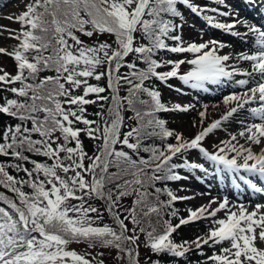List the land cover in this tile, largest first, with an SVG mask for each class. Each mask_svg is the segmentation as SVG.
<instances>
[{
    "label": "snow or ice",
    "instance_id": "snow-or-ice-1",
    "mask_svg": "<svg viewBox=\"0 0 264 264\" xmlns=\"http://www.w3.org/2000/svg\"><path fill=\"white\" fill-rule=\"evenodd\" d=\"M181 6L245 50L225 52L232 46L204 40L202 29L200 42L185 40ZM4 18L20 27L0 25V36L16 41L0 46L14 61V72L0 66V114L16 121L0 130V264H106V256L113 264H191L193 251L203 257L197 264H264V203L212 197L181 216L177 202L210 192L168 187L190 178L183 170L264 196V26L193 0H30ZM173 78L204 92L241 91L223 96L225 111L207 126L204 105L201 130L187 138L159 115L195 110L163 101L153 81L172 88ZM231 121L237 132L204 147ZM193 150L204 162L188 158ZM199 221L209 222L205 233L174 239Z\"/></svg>",
    "mask_w": 264,
    "mask_h": 264
},
{
    "label": "rangeland",
    "instance_id": "rangeland-1",
    "mask_svg": "<svg viewBox=\"0 0 264 264\" xmlns=\"http://www.w3.org/2000/svg\"><path fill=\"white\" fill-rule=\"evenodd\" d=\"M29 2L30 0H0V25H5L9 29H19L20 25L18 23L9 21L4 17L8 15H18L20 12L25 10V6ZM193 2L200 5L207 4L209 7H222V10H226V11H238L240 17L247 19L251 23H255L259 25L256 16L246 15L244 8L238 4L237 0H225V6L215 5L212 2V0H193ZM260 5L261 3H259L258 0L257 4L254 7L259 8ZM226 6H230V7H226ZM262 10L263 8L260 7L259 13ZM183 17H184L183 35L185 40L200 42V34L202 29L204 40L215 38L229 43L232 47L227 48L226 52L232 51L233 47L235 48L240 46H243V49H241L240 51L245 50L246 46L243 45L239 39L226 35L217 29L211 28L202 19V17H198L197 15L191 13L190 10L186 9L183 14ZM217 18L220 20L228 19L222 17H217ZM15 43L16 41L8 38V32L6 31L3 33L2 36H0V46L7 47L9 48V50H11L12 46ZM177 58L178 57L175 55L174 59ZM11 60L12 59L7 56L0 55V66H4L6 70L12 72ZM244 66L247 67L246 65ZM167 70L169 69L167 68L165 71ZM92 82L94 83V81ZM168 84L173 85V87L170 88L167 85L163 84V88L160 90L162 93L163 101H166V103L169 104L180 103L182 105L183 104L195 105V110H190L187 113H180V112L168 113V121L170 124L173 125L174 127L173 129L183 133V135L187 138L193 137L198 131L201 130V126L199 123L200 117L198 115V112L203 110L204 105L208 106L206 119L204 120V126H207L208 123H211L214 119H218L219 116L225 111V106L222 105L223 96L227 95L232 91H241L240 89H235L230 86L222 87L221 90L219 89V87L210 86V90L208 92H204L201 90L188 88L187 86L182 85V83L177 79L174 80V78L169 80ZM175 88H183V93L181 94L179 92H176L174 90ZM231 122L233 123L232 125ZM231 122L225 123V127L227 128V131H225L224 129H219V130H215L214 133L209 134V136L206 137L205 141L203 142L204 147L208 148L211 151L213 150L214 145H218L221 140L227 139L228 132L235 133V130L239 129V124L236 123L235 121H231ZM194 123L196 124L195 127L193 126ZM188 158L193 161L204 162L202 158L199 156V153L196 152L195 150L188 153ZM205 166L207 167L208 165L206 164ZM181 172L184 175H189L190 178L188 180H182L179 182L171 183L172 190L174 192H177L179 195H192L201 192L204 193L212 192L211 190H215V189H211V188L209 189L208 185L210 184L211 186H214L216 190H218L219 187H224L229 192L234 193L236 191V195L238 197L235 195H226L231 201H237L242 196L243 202L246 205L249 203V201L251 202L252 206H254L256 203H264V199L257 198L259 197V194L254 195L251 193L253 197L251 198L244 197L242 193L239 194L237 192V189L231 187L230 185H226L225 183L220 182L219 180L213 179L212 177H207L206 182L202 183L196 179V176L203 174L197 172L195 175H192L187 172H184L183 170H181ZM182 185L185 189L184 191H180ZM215 192H216L214 193L215 196L212 197H217V196L218 197L221 196L220 198L224 197L221 195V192L223 191L218 190ZM212 197L209 195H204V196L197 195L196 198L193 200L182 201L181 202L182 210L181 211L179 210L180 215L186 216L187 208L189 207L195 208L201 204H207L208 200L211 199ZM215 206L216 205H212V207ZM249 210H251V208H249ZM222 216H223V212L218 214V217H222ZM165 218L167 219V217ZM106 221L110 222V218H108L107 216H106ZM173 223H178V219H173ZM208 223H209L208 221H199L196 223H191L189 225L182 226L180 229L177 230L176 233L173 234V237L177 242L186 239H195L196 236L201 235L207 231L205 225ZM141 239H143V237H141ZM73 247H76L78 251L83 249V245L80 246L73 245ZM140 251H141V260L143 261L145 256L148 255V253H146V251L143 248H141ZM204 251L208 255H211L213 250L205 247ZM202 259L203 257H201L196 251H193L189 256V260L191 261V264H197V262ZM106 264H113L111 258H108L107 256H106Z\"/></svg>",
    "mask_w": 264,
    "mask_h": 264
},
{
    "label": "trees",
    "instance_id": "trees-1",
    "mask_svg": "<svg viewBox=\"0 0 264 264\" xmlns=\"http://www.w3.org/2000/svg\"><path fill=\"white\" fill-rule=\"evenodd\" d=\"M180 10L182 11V15L184 14V12H185V7L184 6H181L180 7ZM179 22V21H178ZM169 57V58H168ZM174 57H175V55L174 54H171V53H161L160 54V56L158 57V59H174ZM11 63H12V72H14V61L13 60H11ZM167 68L166 67H164V68H161V69H158V71H165ZM44 74H51V73H44ZM153 84L158 88V90L160 91L161 90V83L159 82V81H153ZM3 95H5V93H2V92H0V97H2ZM10 95V94H9ZM164 100H166V99H164ZM164 102H166V101H164ZM94 110H96L95 108H94V106H90L89 107V111L91 112V111H94ZM160 115V117L162 118V119H165L166 121H167V126L169 127V128H174L173 127V125L172 124H170L169 123V121H168V113H160L159 114ZM16 121H14V120H12L11 118H9V117H6V116H4V115H2V114H0V130H2L6 125H8V124H14ZM85 139V144H86V146L88 147V149L89 150H91V147H92V142L91 141H89V140H87V138H84ZM172 142V141H171ZM4 159H7V158H4V157H0V160H4ZM11 171V170H10ZM13 174H15V173H13ZM21 175H23L22 173H21ZM171 183H173V182H168V187L169 188H171L172 189V185H171ZM157 186H163V185H157ZM0 191H4V189H0ZM162 199H165L166 197H161ZM126 202H130V201H125V203ZM127 204V203H126ZM182 203L181 202H177L176 204H175V207L178 209V210H182V205H181ZM161 264H168V261L167 260H162L161 261Z\"/></svg>",
    "mask_w": 264,
    "mask_h": 264
},
{
    "label": "bare ground",
    "instance_id": "bare-ground-1",
    "mask_svg": "<svg viewBox=\"0 0 264 264\" xmlns=\"http://www.w3.org/2000/svg\"><path fill=\"white\" fill-rule=\"evenodd\" d=\"M237 2H238L239 5H241V6L244 8L246 15H256L259 19H261V24L264 26V4H261V5L259 6V8H260V7L263 8V10L260 11V13H259V8H258V7L249 6L248 4L245 3V0H237ZM241 49H243V46L235 47V48L233 47L232 50L240 51ZM224 51L226 52V49H224ZM246 66H247V65H246ZM222 87H225V86H221V87H219V89L221 90ZM235 89H236V88H235ZM222 105H223V104H222ZM225 123H228V122H225ZM232 124H233V123L231 122V125H232ZM237 131H238V129L235 130V132H237ZM241 142H243V141H241ZM225 187H226V186H225ZM211 189H215V190H211L212 192H210V195H209V196H211V197H212V196H215L214 193H216L215 191H218V190L223 191V192H221V195H222V196L232 195V193L229 192V191H228L226 188H224V187H219L218 190H216V188H215L214 186H211ZM205 193H209V192H205ZM242 193H243V195L248 196V197H252V196H253V195L251 194L250 191H244V192H242ZM217 197H218V196H217ZM220 197H221V196H220Z\"/></svg>",
    "mask_w": 264,
    "mask_h": 264
}]
</instances>
